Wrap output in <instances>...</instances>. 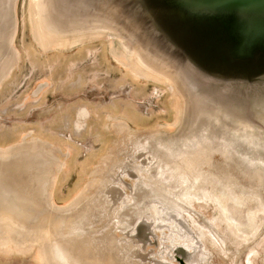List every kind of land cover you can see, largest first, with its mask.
<instances>
[{
    "label": "rangeland",
    "instance_id": "rangeland-1",
    "mask_svg": "<svg viewBox=\"0 0 264 264\" xmlns=\"http://www.w3.org/2000/svg\"><path fill=\"white\" fill-rule=\"evenodd\" d=\"M25 1L16 0L14 4L18 32L14 48L20 53V57L19 59L16 58L14 62L11 60V66L9 67H14L11 73L9 67H4V58L8 55L9 60L11 55L2 49L0 50V147H9L10 144L15 145L21 141L24 135L29 133H34V136L41 140L44 138L55 143H61V140H65L66 142L72 141L75 144V148L81 150V158L86 160L83 163H79L77 159L78 150L72 147L69 148L72 151V157L67 166L71 172L66 181L70 177H73L87 162L90 161L93 164L98 160L94 166V172L90 175L89 181H87L89 186H87L88 188L86 187L77 205L73 207L74 210L62 213L72 220L77 218L79 214L84 213L82 228L85 231L83 238L88 240L85 243L87 247H84V250H78L74 247L73 243H66L65 245L69 252L74 257L81 258L80 261L83 264H180L176 261L177 258L180 261L186 262V264H264V220L261 221V228L256 232L254 238L248 239L253 235V225L249 222V213L254 212L260 204H264V180L260 181L249 176L252 168L249 166L246 169V165L242 162L241 158L235 157L233 161H230L221 153H213L210 157L214 168L206 164L201 167V172L203 174L218 172L223 178V183H229L226 180V175L231 174L232 180L230 181V186L237 193L245 192L248 195H253V198L260 195L258 200L252 199L246 201L245 199H240L229 202V209L232 211L234 208L233 215L242 224L238 226L240 230L239 235L243 237L248 235V240L235 238L226 224L220 222L219 217L221 215L217 207L210 203L208 206H203L202 208L197 206V209L194 211L189 209L191 219L184 214L186 224L189 219L190 226L188 227L194 235L192 237L194 240H200L199 230L202 231L203 229L207 234L206 242L210 252L206 253L203 244L199 240L196 251L187 259L188 261L184 259L187 257L182 258L171 252L169 249L173 245L171 244V246L168 243L156 245L154 242V244L146 248L141 247L143 251L138 252L139 254L131 252L134 240L122 235L120 232H124L126 225L133 226L134 220L139 218V210H122L125 206L122 203L124 196H122L119 188L121 186L120 174L129 170L131 178L137 179V172H132L130 169L142 163L146 166L148 165L145 163L147 159L143 162L140 161L141 158H144V155L140 156L138 153L142 152L135 153V146L138 145V142L144 143L147 139L156 135L161 136L168 142L184 134L182 132L183 122L179 126H170L171 124H175L176 114L175 109H170V107L176 108L174 97H172L173 94L171 92L168 93L166 89L162 88L163 84L156 85L158 83L153 80H136L130 71L122 67L110 54L112 48H116V50L119 48L118 41L115 39H110V42L108 39L89 41L87 45L79 48H62L63 50L56 49L48 52L40 51L32 37L33 27L31 16L28 14L29 6H27L30 5V0L26 1L27 4ZM27 17L29 18L27 19ZM121 59L125 60L123 57ZM11 74L14 76L13 80L6 88H3V78ZM82 75L81 86L76 88L79 85V77ZM49 81H51L52 85H55L51 92L56 93L50 96L52 98H49V106L52 104H56L58 107L68 106L71 102H77L76 100L72 101L71 98L77 97L80 93H88L91 98L88 101L92 102L96 111L101 110V113H107L109 122H106V120L104 122L100 118L92 121L89 118L84 130L87 133L93 134L97 126H101V128L104 126L103 130L106 128V132L102 130L97 132L101 140L99 147H97L98 142L87 141L88 138L84 134V131L81 133H77L76 131L75 133H71L70 131L59 129L56 131V134L53 131L46 134L42 129L36 128V121L39 119L38 109L44 105H36L34 108L36 110L33 109L34 111L31 114L30 111L28 112L25 109L24 99L26 95L32 96L43 90ZM167 89L169 90V88ZM61 91L62 93L66 91L65 95H70L69 98L62 96ZM156 92H159L157 98H155ZM123 103L125 105L133 103L134 107L136 106L135 110L133 112L130 111V114L127 116L132 117L133 124L140 129V132L117 129L115 126V121L124 120L119 110L124 108ZM116 105L119 106V109ZM82 109L87 108L84 107ZM172 113L173 119L171 121ZM252 118L255 125L259 128L257 133L264 135V122L255 117ZM41 142V144L38 143L37 146H31L28 149L30 148V151L35 152L38 149H45L44 146H47V143L43 140ZM33 144L34 142L30 140V145ZM109 145H111L110 148ZM64 146L66 147V145ZM47 148L53 150L45 160H49L51 166L56 159L60 158V154L55 147ZM107 151L108 153L106 154ZM161 153V158L165 161L164 155H166V151L161 150ZM261 153L264 154V150ZM105 154V158H102ZM16 161L17 159H13V161L11 159V162L0 163V177L6 176L8 178L14 175V179L10 181L12 187H15V182L18 181L17 172L21 170L19 167L21 162ZM53 167L55 169V166ZM86 169L84 168V171ZM34 172L36 170L29 171L32 177L35 176ZM40 172L44 176L45 172ZM46 173L48 176V172ZM156 175V171L153 170L151 176L155 177ZM24 178L25 183L23 182ZM24 178L22 179V183L26 185V188H30L32 198L37 200V204H34V207L31 208L36 209V206L39 207L38 212L41 213L39 217H44V210L54 216H56L54 213L60 214L56 210L53 211L50 204L46 203L47 194L42 185H36L39 188L35 192L36 188L33 187L32 179L26 176ZM147 179H151L150 176ZM77 181L78 178H74L70 187L74 186ZM133 182L130 179L126 180V183L131 186H133ZM199 185L201 184H197V186ZM124 186L128 187L127 185ZM212 187L213 185L211 184L210 188ZM125 190L127 194H130L129 188ZM49 192H51V189ZM144 192V194L137 193L136 201V208L143 209V212L152 206V201L157 200L152 191L145 190ZM58 193L66 194L63 190V183L62 188L58 189ZM70 196L71 193H68L66 197L69 198ZM26 198H29V196ZM87 204L91 205L90 207L95 210L84 211V208L89 207ZM30 206L32 205H27L26 210ZM104 207L107 211L105 210V217H101V210ZM4 209H6L5 204L0 203V212ZM116 213L118 214L120 223L116 220ZM226 214L229 215V213ZM262 216L263 213H260L258 217ZM35 219L37 220V218ZM45 220L42 222V224L46 225H44V228H54L47 226ZM52 221H50L51 224L53 223ZM29 223L39 224V221H30ZM29 228L33 229L35 227ZM207 230L209 231L207 232ZM167 235L168 231L166 232ZM56 238L60 241L70 239L65 234ZM160 238L163 237L160 236ZM216 242H218V245ZM125 247L128 248V251H125ZM37 254V250L24 255H17V253L4 254L0 252V264H42L37 259ZM124 255H129V258L124 257Z\"/></svg>",
    "mask_w": 264,
    "mask_h": 264
},
{
    "label": "water",
    "instance_id": "water-1",
    "mask_svg": "<svg viewBox=\"0 0 264 264\" xmlns=\"http://www.w3.org/2000/svg\"><path fill=\"white\" fill-rule=\"evenodd\" d=\"M15 2L16 0L11 4V10L16 21ZM38 5L40 6L38 16L41 29L44 34L50 35L51 38L67 37L65 33H56L53 30L56 23L68 26L70 24L72 25L73 37L103 34L105 37L101 39L117 40L119 50L124 52L127 48L134 53H140L143 57L145 56L144 58L151 66L181 76L186 87L183 91L185 104L184 114L177 126L183 122L182 132L184 134L177 139L174 138V141H185L187 138H193V136L196 139L201 130L204 129L210 130L212 136H217L223 133V129L236 132L245 126H250V131L253 130L257 133L259 128L255 125L252 117L264 122V0H39ZM68 20H71V23H68ZM0 22L2 23V20ZM0 31L2 32V30ZM88 43L89 41L84 45ZM1 49L12 55L11 46L7 40L0 39ZM7 60L8 55L4 58L5 66ZM9 69L11 73L14 67H9ZM11 75L4 77L3 81ZM198 104H201L200 107ZM201 110L207 111L208 114L202 115L200 113L201 115H199L198 111ZM215 116L222 120L221 123L214 124ZM131 130L140 132V130ZM239 133L243 134L244 132L240 131ZM257 134L260 135V133ZM171 141L167 142L164 139V144L166 145ZM177 143L181 149H188L187 146H184L186 142ZM138 144L143 143L138 142ZM240 145L246 146L243 143ZM31 146L35 145L29 144L21 147V149L26 151ZM44 147L43 150L39 149L42 152V158L32 155L33 153L26 155V157L33 158V162H35L30 161V165L34 167L31 166V170L22 169V165L25 166L27 163L25 155H12L7 159H0V163L11 162V159L12 161L17 159L16 162H21L19 166L21 170L17 172L18 181L15 182V187L10 184L14 175L8 178L6 176L0 177V203L6 206V209L2 210L0 214L10 210V200L12 198L17 199L16 192H20L21 194H19L25 201L21 204L20 211L23 214L21 221L28 227H45L46 225L42 224L44 219H46L47 226L53 227V223L51 224L50 221L59 220L61 216L64 219L67 215L62 213L69 212V209L65 210V208L52 205V190L49 191L52 188L53 178L60 159H56L50 166L51 162L45 160L53 150L48 149V146ZM151 147V151H153L157 148V143L154 142ZM162 150L166 151V155H164L166 158L169 153L166 149ZM230 151L233 152V149ZM137 153L140 156L144 155V158L140 159L141 162L147 159L145 163H150V152L143 154V151L140 150ZM213 153L220 152L212 151L207 154L208 157L212 156ZM258 155L264 156V154ZM204 156L205 154L203 158ZM237 157L241 158L240 156ZM232 159L234 160L235 157ZM242 162L244 163V159ZM244 164L246 167L248 166V163ZM35 170L36 172L33 173L35 176L32 177L29 171ZM130 170L136 172L134 169ZM40 171L45 172L44 176ZM46 172H48V176ZM124 172L129 175V170ZM123 173L120 174L122 188H129L128 191L131 192L127 194L126 190L122 189L121 186L119 187L122 196H124L122 203L125 207L122 210L142 211L143 209L136 208L137 193L140 191H134L138 173L137 179H132L130 175L125 179ZM25 176L27 178L32 177L31 182L36 188L35 192L39 188L36 185H42L47 194L46 203L50 204L53 211L56 210L60 214L54 213L56 215L54 216L44 210L46 213L43 214L44 217H39L41 216V213L38 212L39 207L31 208L37 204V200L32 198L30 188H26ZM23 178L24 183H22ZM127 179L134 181L133 186L126 183ZM124 185L128 187L126 188ZM4 192H7V195ZM4 196H7V200ZM25 196H29V198ZM127 196L132 197L134 203L125 202ZM29 204L32 206L26 210V206ZM88 206L82 209L84 211L93 210L91 205ZM73 207L71 210H74ZM57 209L62 210L58 211ZM102 209L106 210L105 207ZM171 216H176V214L172 212ZM30 221H39V224L29 223ZM137 221L138 218L134 220L133 226L126 225L131 230L129 233L121 232L122 235L134 240L132 253L139 254L143 251L141 247L146 248L154 242L156 245L160 242L165 243L164 238H166L167 231L161 234L155 233V229H164L163 227H155L153 222L147 220L139 221L138 224ZM177 221L184 229H189L188 224L183 219ZM132 230H135V233L132 234ZM189 231L190 235L194 237L192 231L190 229ZM198 240H195L196 244H199ZM199 241L201 242V240ZM134 248H139V250L135 251ZM169 250L179 257H187L184 258L185 260L194 254L193 252L190 254L181 247L176 250L172 246ZM176 261L180 264H186L178 258Z\"/></svg>",
    "mask_w": 264,
    "mask_h": 264
},
{
    "label": "bare ground",
    "instance_id": "bare-ground-1",
    "mask_svg": "<svg viewBox=\"0 0 264 264\" xmlns=\"http://www.w3.org/2000/svg\"><path fill=\"white\" fill-rule=\"evenodd\" d=\"M13 1L14 0H0V20H2V23L0 22V30H2V32L0 31V39L7 40V43H9V45L11 46L12 54L10 59L6 63V68L11 66V60H13L14 62L16 58L19 59L20 57V53L17 51V49L14 48L18 32L17 24L14 20V16L11 10V4H13ZM26 1L25 3L27 4ZM38 2L39 0H30V5H27L29 6V13H27L31 16V24L33 27L32 37L38 45L40 51L48 52L54 51L56 49L60 50L62 48L72 49L84 45L87 41L105 37V35L99 33L73 37V33L71 30L72 25L69 24L68 26L62 25L60 23H56L53 30H55L56 33H65L67 37L55 39L49 37L50 35H46L43 33L40 26L38 16L40 14V6L38 5ZM26 4L24 5L26 6ZM28 18L29 17H27V19ZM68 23H71V20H68ZM110 54L122 67L130 71L136 80H153L158 83L156 85L163 84L166 86L165 87L162 85L161 87L166 89L168 93L171 92L173 94L172 97H174V103L176 107H170V109L173 108L176 110V114L175 124L169 125H178L184 114L185 102L183 91L186 89V87L183 78L181 76L175 75L173 72H170L168 70L166 72L162 69L151 66L147 63V60L144 58L145 56L143 57V55H141L140 53H134L127 48L124 52L119 49L116 50V48H112ZM122 57L125 60H122ZM167 88H169V90ZM158 93H155V98L158 97ZM198 105L200 107L201 104ZM200 113L202 115L208 114V112L205 110L198 111L199 115H201ZM172 119L173 113L171 121ZM221 121L222 120H220L219 117L215 116L214 124L221 123ZM115 126L117 127V129L131 130L128 123L124 120L115 121ZM249 127L250 126H245V128H243L242 130H236V132H229L223 129V133L217 136H212L210 130L204 129L201 130L200 134H198L199 137L196 139L193 136V138H187V140L185 141L173 140L166 145L164 144V139L162 137L152 136L143 144L136 145L135 153L140 150L143 152H150L151 161H149V166H146L145 164H138L133 168L138 173V179L134 184V191H140V193H142L146 189H149L155 194V197L157 198L156 201H152V206H150V208L145 212L141 210L139 211L137 224L139 221L141 222L143 220H147L148 222H153L155 224V227H163L164 229H155V233L161 234L169 231L168 235L165 236L167 240L166 238H164L165 243H168L170 245L172 244L174 248H176V250H178V247H181L192 254V252H195L197 249L196 241L190 235L189 229H184L177 220L183 219V221L186 222L184 214H186L189 219H191L189 209L194 211L197 209V206H199V208H202L203 206L206 207L210 203H212L220 212V222L226 224L227 228L235 238H242L243 240H251L252 238H254L256 232H258L261 228V221L264 220V204H260L256 208V210H254V212L249 213V222L253 225V235L248 238V235H245L246 237L239 235L240 230L238 229V226H241L242 224L238 222L237 219H235L233 215L234 208L232 209V211L229 209V202L231 200L240 199H245L246 201L252 199L258 200L260 195L253 198V195H248V193L245 192L237 193L230 186V181L232 180L231 174L226 175V180L229 181V183H223V178L220 174H218V172L206 174H203L201 172V167L206 164L209 165V167L214 168V164L210 160L211 156L208 157L209 155L207 154L211 153L212 151H217L220 153L222 152L227 160H233V157L240 156L242 159H244V163H248L246 169H248L249 166H251L252 168V170H250L251 174H249V176L263 181L264 156L258 154H262L261 150H264V135H258L257 133L253 132V130L250 131L251 128ZM240 131H243L244 133L241 134L239 133ZM30 140L34 142L33 145L35 146L38 143H42V140L40 138H36L34 136V133H29L27 135H24L21 141L13 146L5 148L0 147V159L4 160L12 155H25L26 157V155L30 153H33L36 157H41L42 152H40L39 149L37 150V152L29 150L22 151L21 147L29 145ZM154 142L157 143V148L151 151V145ZM177 142H186L184 143V146H187L188 149H181V147L177 146ZM241 143L245 144L246 146H241ZM162 149H166L169 153L166 156L165 161L161 158L160 155ZM230 149H233V152H231ZM204 154L205 159L203 158ZM69 156L70 158L67 162L59 160V170L66 171V169L68 168V162L72 157L71 150ZM105 156L106 155H104L102 158H105ZM26 158L27 163L25 164V166L22 165V169L31 170L33 166L30 165V161L32 160L31 162H33V158ZM153 170H155L157 173L155 177L151 176L153 174ZM149 176L151 179H147V177ZM128 177L130 176L126 172H124L123 178L126 179ZM56 182L57 181H55V183ZM197 184L201 185L197 186ZM211 184L213 185L212 188H210ZM121 186L123 187L122 184ZM19 193L20 192H16L17 199L12 198L10 200V210L7 213L0 214V252H3L4 254L17 253V255H24L37 250L38 254L36 257L42 264H83L80 261L81 258L78 259L77 257H74L66 248L65 244L73 243L74 247L78 250H84V247H87L85 243H87L88 240L83 238L85 231H83L82 228V217L84 216V213L79 214L77 218L73 220L67 216L64 217V219H66L64 220L61 216L59 220L53 221L52 226L54 228L52 229H46L44 227H35L33 229H30L21 221L23 214L20 209L21 204L25 201L23 197H21V193ZM4 194L7 195V192H4ZM4 197L7 200V196ZM81 198L82 197L80 196L79 199H77L73 204V206H75V204H77ZM125 202H127L128 204H132L134 203V199L130 196H127ZM73 206H69L68 208H65V210L69 209L68 211H70ZM57 210L61 211L62 209ZM172 212L175 213L176 216H171ZM226 213H229V215H227ZM260 213H263L262 217H258ZM100 215L101 217H105V209L101 210ZM117 215L118 214L116 213V220L118 223H120L119 217ZM188 221L187 224L188 226H190V223ZM130 231V228H128V226H125L124 232H121L127 234ZM208 231L209 230H207V232ZM199 232V238L206 253L210 252V249L206 242L207 234L203 231V229L202 231L199 230ZM131 233H135V230H132ZM62 234L67 235L68 237H70V239L62 241L58 240L56 237ZM216 243L218 245V242ZM134 249L135 251L139 250V248ZM125 251H128L127 247H125ZM124 257L129 258V255H124Z\"/></svg>",
    "mask_w": 264,
    "mask_h": 264
},
{
    "label": "crops",
    "instance_id": "crops-1",
    "mask_svg": "<svg viewBox=\"0 0 264 264\" xmlns=\"http://www.w3.org/2000/svg\"><path fill=\"white\" fill-rule=\"evenodd\" d=\"M13 78H14L13 74L11 76H9L4 81V83L2 85L3 88L4 87L6 88V86L9 85V83L13 80ZM82 79H83V75L79 77V80H80L79 85L76 88H79L81 86L80 82H82L81 81ZM53 87H55V85H52L51 81H49V83H47L46 87L43 90L39 91L38 93H36L35 95H32V96L26 95V98L24 99V105H26L25 109L28 110V112L30 111L31 114H32V111L36 110V109H34L36 105H42L43 104L45 106V107L43 106L44 108L40 107L38 109L39 110V119L36 121V128L37 129H39V130L42 129V131L45 132L46 134L51 133L52 131L55 132V134H56V131L59 129H64V130L70 131L71 133H75V131L77 133H81L82 131L85 130L87 120H89V118H91L92 121H96L98 118H100L104 122H105V120H106V122H109V118L107 117V113H104V112L101 113V110L96 111L92 102L90 103L88 101V99L89 100L91 99L89 97L88 93H86V94L80 93V95L78 94L77 97L71 98L72 101L76 100L77 102H75V103L71 102V103H69L68 106L58 107L56 104H54V105L52 104L51 106H49L50 105L48 102V101H50L49 98L50 99L52 98L50 96H52V94L53 95L56 94L55 92H51V91H53ZM66 93H67L66 91H63V93L61 91L62 96L69 98L70 95H65ZM82 96H84V98L81 99ZM55 97H57V96H55ZM102 103H104V102H102ZM104 104H106V103H104ZM123 104H124L123 109H119V106L116 105V107L118 106V109L120 110V114H122L124 120L128 123L130 128H132L133 130H140L138 127H136L133 124L132 117L130 118V116H127L130 114L129 113L130 111L133 112L135 110L134 108L136 106L134 107L133 103L126 104V105H125V103H123ZM123 104H122V106H123ZM84 107L87 108L88 110L82 109ZM30 117H32V116H30ZM103 128H104V126L102 128H101V126L95 127V132L93 134L87 133V131H84L85 132L84 134L88 138L87 141H96V142H98L97 147H99L101 140H100L97 132L100 130L106 132V128L104 130H103ZM94 139H96V140H94ZM42 140L47 143L48 147H53V148L55 147L56 149H58V152L60 154L59 159L63 162H67L70 158V156H69L70 155V149H69L70 147L78 150L79 154L77 155V159H78L79 163H83L86 160V159L83 160L81 158L82 157L81 152H80L81 150L75 148V144L72 141L66 142L65 140H61L59 138V140H61L64 143V145H66V147H65L62 142L61 143L60 142L55 143V142H52V141L44 139V138H42ZM13 145L14 144H10V146H13ZM110 146L111 145H109V148H110ZM97 161H96V163H97ZM96 163L92 164L90 161L87 162L86 165L83 166L82 168H80L78 170V172H76V174L73 177H70L68 179V181H66V178L68 177L69 173L71 172L70 169L67 168L66 171H61L59 169H56L55 175L53 178L52 188H51V190H52V194H51L52 205L57 206L59 208H66V207L68 208L69 206H73L75 201L83 194L86 187L88 186L87 181H89L88 179H89L90 175H92V173L94 172V168H95L94 166L96 165ZM87 166H89V167L86 169ZM84 168L86 169V171H84ZM76 177L78 178L77 183L74 186L70 187L71 186L70 184L72 183V181ZM55 181H57V182L55 183ZM62 183H63V190H64V192H66L65 195H63L62 193H58V189L62 188ZM68 193H71V196L69 198L66 197Z\"/></svg>",
    "mask_w": 264,
    "mask_h": 264
}]
</instances>
